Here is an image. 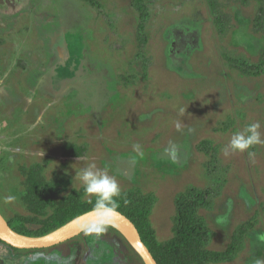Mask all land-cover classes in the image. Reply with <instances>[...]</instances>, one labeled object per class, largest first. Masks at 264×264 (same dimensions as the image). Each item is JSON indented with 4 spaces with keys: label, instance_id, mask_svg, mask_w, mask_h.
<instances>
[{
    "label": "rangeland",
    "instance_id": "rangeland-1",
    "mask_svg": "<svg viewBox=\"0 0 264 264\" xmlns=\"http://www.w3.org/2000/svg\"><path fill=\"white\" fill-rule=\"evenodd\" d=\"M94 1L0 0V211L39 224L74 194L90 201L75 175L95 163L121 191L155 196L160 243L174 235L176 199L195 189L207 194L206 247L221 252L240 236L232 256L207 264L264 260V144L251 160L223 153L251 123L264 139V0H142L143 20L138 0ZM65 144L83 156L65 158ZM34 166L57 189L41 214L26 198ZM87 238L106 246L99 258L144 264L112 228L55 246L78 256Z\"/></svg>",
    "mask_w": 264,
    "mask_h": 264
},
{
    "label": "trees",
    "instance_id": "trees-1",
    "mask_svg": "<svg viewBox=\"0 0 264 264\" xmlns=\"http://www.w3.org/2000/svg\"><path fill=\"white\" fill-rule=\"evenodd\" d=\"M87 1L92 4L95 3L94 0ZM214 2V0H211L212 7H214ZM136 8H138L142 20L145 19L147 11L142 0L136 1ZM216 24L220 33H222L224 25L220 18L216 20ZM84 152L85 149L83 147L73 144H65L63 146V156L65 158L79 159ZM27 183L26 198L28 205L32 212L41 214L46 208L50 197L57 192V189L45 185L39 178L38 166H34L29 170ZM206 195L205 191L190 189L178 196L175 202L174 235L165 243H160L157 240L149 218L155 202L153 194L128 189L121 191L117 202L118 210L127 215L136 224L143 241L147 244L159 264H207L225 260L232 256L238 248L240 236L234 235L228 248L221 252L212 251L206 247L209 240V231L200 214V211L207 206ZM94 202V199L91 202H85L80 195L74 194L60 205L54 215L42 223L35 224L33 219L27 220L15 217L11 220V225L19 233L29 236H42L63 226L77 216L92 210ZM109 228L116 230L112 226ZM129 246L131 247V245Z\"/></svg>",
    "mask_w": 264,
    "mask_h": 264
},
{
    "label": "clouds",
    "instance_id": "clouds-1",
    "mask_svg": "<svg viewBox=\"0 0 264 264\" xmlns=\"http://www.w3.org/2000/svg\"><path fill=\"white\" fill-rule=\"evenodd\" d=\"M177 128L180 124L177 123ZM264 144L261 138L260 124L258 122L245 126L242 130L233 132L228 145L223 149L224 155L227 157L231 152H247L251 160L255 153L249 151L253 146ZM133 150L138 154H142V147L139 144L133 145ZM168 155L175 160L177 156L176 147L173 146ZM76 178L83 186L85 196L94 198L92 208L93 218L83 223H79L78 227L85 235H95L97 237L104 234L112 225L113 217L117 214L118 202L117 198L121 195V187L116 178L110 176L105 170L97 168L95 163H90L76 173ZM15 196L4 197L6 204L14 202ZM254 264H264V260L255 259Z\"/></svg>",
    "mask_w": 264,
    "mask_h": 264
},
{
    "label": "water",
    "instance_id": "water-1",
    "mask_svg": "<svg viewBox=\"0 0 264 264\" xmlns=\"http://www.w3.org/2000/svg\"><path fill=\"white\" fill-rule=\"evenodd\" d=\"M92 218L93 214L92 210H90L48 234L42 236H29L13 229L0 211V239L19 248H45L69 240L82 233L78 224ZM111 226L123 235L128 243L140 255L144 264H159L147 244L143 241L136 224L127 215L117 210V214L113 217Z\"/></svg>",
    "mask_w": 264,
    "mask_h": 264
},
{
    "label": "flooded vegetation",
    "instance_id": "flooded-vegetation-1",
    "mask_svg": "<svg viewBox=\"0 0 264 264\" xmlns=\"http://www.w3.org/2000/svg\"><path fill=\"white\" fill-rule=\"evenodd\" d=\"M5 218L12 227V219H8L7 217ZM82 233L78 235H81ZM90 240H92V238H87L81 243L82 246L79 248L81 252L80 255L77 256L76 246L72 245L64 246L63 248L56 247V244L45 248H19L0 239V264H138L137 261L130 258V256L127 255V257L125 256L120 258V255L116 253L111 255V257L102 256L99 258L94 252H100L103 254V251L107 248H105L106 246L99 248L96 241L91 242ZM66 241H63L62 243ZM124 243L125 242L122 241V246H124L130 255L133 254L130 251L129 246ZM131 248L136 252L132 246ZM87 250L89 253H87ZM111 252L116 251L113 249Z\"/></svg>",
    "mask_w": 264,
    "mask_h": 264
},
{
    "label": "crops",
    "instance_id": "crops-1",
    "mask_svg": "<svg viewBox=\"0 0 264 264\" xmlns=\"http://www.w3.org/2000/svg\"><path fill=\"white\" fill-rule=\"evenodd\" d=\"M127 242V241H126ZM127 245H128V242H127ZM129 246V245H128Z\"/></svg>",
    "mask_w": 264,
    "mask_h": 264
}]
</instances>
